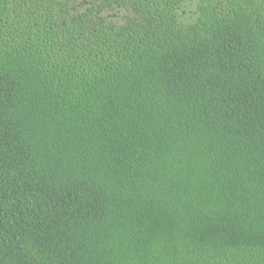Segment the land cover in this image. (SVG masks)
<instances>
[{
  "label": "trees",
  "instance_id": "obj_1",
  "mask_svg": "<svg viewBox=\"0 0 264 264\" xmlns=\"http://www.w3.org/2000/svg\"><path fill=\"white\" fill-rule=\"evenodd\" d=\"M0 264H264V0H0Z\"/></svg>",
  "mask_w": 264,
  "mask_h": 264
}]
</instances>
